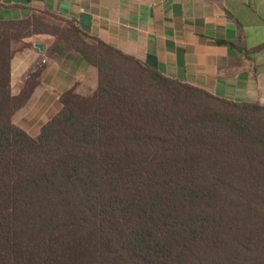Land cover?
<instances>
[{"label": "trees", "instance_id": "trees-1", "mask_svg": "<svg viewBox=\"0 0 264 264\" xmlns=\"http://www.w3.org/2000/svg\"><path fill=\"white\" fill-rule=\"evenodd\" d=\"M53 39L98 88L61 96L33 136L13 122L14 57ZM0 264H264V106L163 75L49 11L0 21Z\"/></svg>", "mask_w": 264, "mask_h": 264}, {"label": "crops", "instance_id": "crops-1", "mask_svg": "<svg viewBox=\"0 0 264 264\" xmlns=\"http://www.w3.org/2000/svg\"><path fill=\"white\" fill-rule=\"evenodd\" d=\"M34 11L74 20L149 65L153 56L167 77L228 101L264 106V0H0V21L28 19ZM83 14L91 16L89 25ZM53 42L36 38L34 47L18 53L11 64L13 95L45 66L29 102L13 117L33 136L61 112L64 93L74 89L89 95L99 85L96 67L76 51L52 56Z\"/></svg>", "mask_w": 264, "mask_h": 264}, {"label": "water", "instance_id": "water-1", "mask_svg": "<svg viewBox=\"0 0 264 264\" xmlns=\"http://www.w3.org/2000/svg\"><path fill=\"white\" fill-rule=\"evenodd\" d=\"M83 22L85 24H90L91 23V16L87 15V14H83L82 16ZM37 46L41 49L44 50V46L43 44H37ZM149 63L152 67H157V59L153 56H149L148 57Z\"/></svg>", "mask_w": 264, "mask_h": 264}, {"label": "rangeland", "instance_id": "rangeland-1", "mask_svg": "<svg viewBox=\"0 0 264 264\" xmlns=\"http://www.w3.org/2000/svg\"><path fill=\"white\" fill-rule=\"evenodd\" d=\"M18 89H19V86L15 85V86L13 87V92H14V93L18 92V91H19Z\"/></svg>", "mask_w": 264, "mask_h": 264}]
</instances>
